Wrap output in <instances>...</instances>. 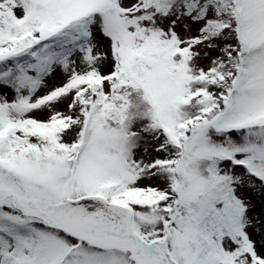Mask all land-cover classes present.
<instances>
[{"label": "snow or ice", "instance_id": "1", "mask_svg": "<svg viewBox=\"0 0 264 264\" xmlns=\"http://www.w3.org/2000/svg\"><path fill=\"white\" fill-rule=\"evenodd\" d=\"M0 264H264V0H0Z\"/></svg>", "mask_w": 264, "mask_h": 264}]
</instances>
